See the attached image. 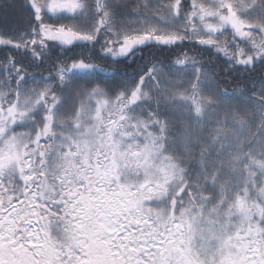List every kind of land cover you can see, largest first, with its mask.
<instances>
[{
  "label": "snow or ice",
  "instance_id": "snow-or-ice-1",
  "mask_svg": "<svg viewBox=\"0 0 264 264\" xmlns=\"http://www.w3.org/2000/svg\"><path fill=\"white\" fill-rule=\"evenodd\" d=\"M0 264H264V0H0Z\"/></svg>",
  "mask_w": 264,
  "mask_h": 264
},
{
  "label": "trees",
  "instance_id": "trees-1",
  "mask_svg": "<svg viewBox=\"0 0 264 264\" xmlns=\"http://www.w3.org/2000/svg\"><path fill=\"white\" fill-rule=\"evenodd\" d=\"M205 59H207V55H205ZM223 86H225V87H231L233 85L232 84H228V85H223Z\"/></svg>",
  "mask_w": 264,
  "mask_h": 264
}]
</instances>
